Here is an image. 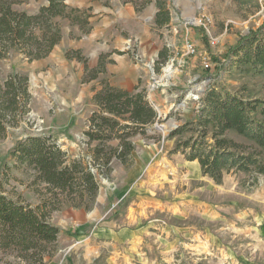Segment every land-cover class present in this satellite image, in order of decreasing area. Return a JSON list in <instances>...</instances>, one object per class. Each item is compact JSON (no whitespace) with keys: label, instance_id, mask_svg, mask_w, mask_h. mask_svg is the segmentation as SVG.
I'll list each match as a JSON object with an SVG mask.
<instances>
[{"label":"rangeland","instance_id":"obj_1","mask_svg":"<svg viewBox=\"0 0 264 264\" xmlns=\"http://www.w3.org/2000/svg\"><path fill=\"white\" fill-rule=\"evenodd\" d=\"M16 1L14 9L36 13L46 0ZM162 1L171 15L164 26L155 22L157 0H66L72 7H92L90 32L63 19L62 40L46 58L30 61L11 51L0 59V81L16 72L27 75L32 94L30 112L0 138V190L9 196L32 205L42 199L32 169L10 159V167L4 165L15 142L52 134L72 156L82 155L89 117L98 108L93 96L105 82L145 88L162 119L155 124L166 128L151 131L154 124L148 137L135 136L128 165L114 159L110 174L96 173L100 189L90 210L63 205L51 214L60 229L54 245L29 256L0 248V264H264V174L233 170L217 182L198 161L174 152L175 140L167 138L196 119L210 86L264 101V73L225 61L240 38L264 22V0ZM188 43L195 53H188ZM72 50L91 68L107 54L106 72L83 82L84 61L68 58ZM208 57L212 65L206 68ZM263 108L258 106L259 120ZM226 136L264 164L255 142L234 131Z\"/></svg>","mask_w":264,"mask_h":264},{"label":"trees","instance_id":"obj_2","mask_svg":"<svg viewBox=\"0 0 264 264\" xmlns=\"http://www.w3.org/2000/svg\"><path fill=\"white\" fill-rule=\"evenodd\" d=\"M150 1L144 0V4ZM16 2L0 0V59L11 51L24 54L30 61L46 58L62 40L63 19L79 25L85 33L92 28V7L80 9L66 0H48L36 13H29L14 9ZM157 6V25L170 23L167 5L157 0ZM66 55L84 61L83 82L98 79L107 70V54H101L92 68L79 51H68ZM225 61L227 67L264 73V22L242 36ZM31 99L27 75L16 72L0 81V138H5L9 128L17 127L30 112ZM93 100L98 108L89 117L84 132L88 148L82 155L72 156L52 134L27 135L7 153L4 165L10 167V159L20 167L32 169L33 182L42 185L43 190L37 205L0 190V248H14L24 256L44 253L56 243L60 233L50 222L51 214L63 205L90 210L100 189L96 173L110 174L114 159L128 165L136 149L134 137H148V128L162 120L140 85L129 89L105 82ZM260 104L264 101L246 100L210 86L202 97L196 119L179 124L167 138L175 140L174 152L182 153L189 161H198L203 174L217 182L233 170L254 169L264 174L262 161L246 153L242 143L226 136L228 131H234L255 142L264 155V120L256 117ZM261 113L264 115V108Z\"/></svg>","mask_w":264,"mask_h":264},{"label":"built area","instance_id":"obj_3","mask_svg":"<svg viewBox=\"0 0 264 264\" xmlns=\"http://www.w3.org/2000/svg\"><path fill=\"white\" fill-rule=\"evenodd\" d=\"M211 43L215 44L216 41L213 40L211 41ZM187 51L188 53H195L196 52V48H195V45L193 43H188L187 44ZM212 65V62L210 61V58H205L204 61H203V66L208 68V67H211Z\"/></svg>","mask_w":264,"mask_h":264},{"label":"water","instance_id":"obj_4","mask_svg":"<svg viewBox=\"0 0 264 264\" xmlns=\"http://www.w3.org/2000/svg\"><path fill=\"white\" fill-rule=\"evenodd\" d=\"M162 131V132H165L166 131V128L164 125H160V124H155L152 128H151V131Z\"/></svg>","mask_w":264,"mask_h":264},{"label":"bare ground","instance_id":"obj_5","mask_svg":"<svg viewBox=\"0 0 264 264\" xmlns=\"http://www.w3.org/2000/svg\"><path fill=\"white\" fill-rule=\"evenodd\" d=\"M169 172H173L174 170H173V168H172V166L169 164V163H167V162H164V165H163Z\"/></svg>","mask_w":264,"mask_h":264},{"label":"crops","instance_id":"obj_6","mask_svg":"<svg viewBox=\"0 0 264 264\" xmlns=\"http://www.w3.org/2000/svg\"><path fill=\"white\" fill-rule=\"evenodd\" d=\"M47 3H48V0H46L45 3H42V4L39 6V8H40L42 5H45V4H47ZM74 7H75V6H74ZM39 8H38V9H39ZM37 11H38V10H37ZM37 11H36V12H37ZM33 13H35V12H33Z\"/></svg>","mask_w":264,"mask_h":264}]
</instances>
